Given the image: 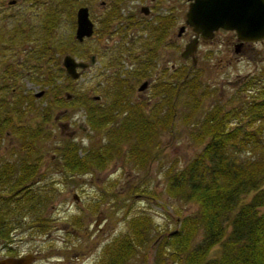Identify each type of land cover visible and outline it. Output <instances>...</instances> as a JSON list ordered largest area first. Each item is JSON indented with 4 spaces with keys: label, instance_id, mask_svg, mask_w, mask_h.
<instances>
[{
    "label": "trees",
    "instance_id": "obj_1",
    "mask_svg": "<svg viewBox=\"0 0 264 264\" xmlns=\"http://www.w3.org/2000/svg\"><path fill=\"white\" fill-rule=\"evenodd\" d=\"M75 1L52 0L39 15L38 28L16 23L3 29L0 26V43H6L2 45L4 50L26 42L35 43L21 61H33L27 68V71L31 69L29 78L44 88L40 99L44 105L35 111L34 124L23 122L17 104L12 106L6 96L0 97V146L5 131L18 137L15 160L0 158V239L10 238L12 229L20 226L24 211L36 214V207L40 209V204L45 201V195H39V189L31 184L38 180L36 176H41L38 171L42 162L39 146L52 136L44 125L55 119L56 110L65 115L68 108H80L87 132L100 133L90 139L86 147L67 137L51 144L52 160L59 164L65 175L100 170L117 159L144 168L155 155V140L164 131L159 129L170 123L171 116L176 113L174 96L176 98L185 86L188 100L184 105L188 111L183 114V120H192L189 138L199 145V149L182 167L172 164L167 167L163 181L169 197L192 203L196 208L179 216L175 229L158 233L154 238L147 237L150 228L147 217L130 218L127 232L104 245L99 264H122L149 242L154 243V264H264L262 70L243 81L241 91H250L253 96L241 107L223 109L214 104L199 117L196 112L209 92L198 91L196 81L184 68H177L174 83L158 84V89L167 95H161L160 100L149 105L130 99L133 84L127 81L128 76L125 80L119 74L109 75L101 88L107 97L103 104L101 95H90L88 91L72 86L76 79L70 78L61 66L64 54L77 59H87L90 55V50L85 47L86 39L79 42L73 32L62 35L56 31L60 21L58 8L61 7L73 24L71 13ZM29 4L31 7L44 6L35 0ZM9 70L10 66L6 68ZM10 73L11 81L2 80L0 88L20 105L23 101L31 105L34 97L17 89L14 82L18 74L12 68ZM129 75L133 80L144 76L137 69ZM84 127L80 129L84 130ZM245 196H249L248 200H243ZM96 204L91 207L95 208ZM20 210L23 212L18 213ZM39 214L31 221L43 231L46 223ZM73 223L80 225L78 218ZM216 244L219 247L217 255L208 257L209 250ZM141 253L144 258V252Z\"/></svg>",
    "mask_w": 264,
    "mask_h": 264
},
{
    "label": "rangeland",
    "instance_id": "obj_2",
    "mask_svg": "<svg viewBox=\"0 0 264 264\" xmlns=\"http://www.w3.org/2000/svg\"><path fill=\"white\" fill-rule=\"evenodd\" d=\"M30 1L14 0L13 3H8V0H0V6H2L0 8L1 28L10 27L13 23L31 24L38 28L39 15L43 9L49 7L50 3L52 4V0H44L46 2L43 4L44 6L35 4V7H31ZM92 6L95 7L91 12L96 15L97 6L95 3H92ZM75 7L76 5L71 13L73 24L70 23L72 22L71 18L65 17L61 7L58 8L57 14L60 19L56 28L58 33L64 35L67 32H73ZM227 34L229 33H217L211 42L200 44L195 55V63L188 71L196 81L198 91L205 89L209 92L208 96L202 100L196 117H199L203 111L214 104L220 105L223 109L241 107L244 101L253 96L252 92L240 89L245 78L255 75L261 70L264 73V38L249 43L245 49L238 53H233L228 46L222 45L228 38ZM118 41L121 40L119 38L111 39L109 51H104L100 60L98 59L96 63L86 68L83 73L80 72L79 77L75 82H72V86L81 91H88L90 95H101L100 98L104 104L107 97L102 92V85H105L109 75L119 74L123 79L128 76L127 81L133 84L130 97L132 100L143 98L144 101L155 103L160 100L161 95H167L165 91L159 90L158 86L151 85L153 83L151 78L147 93L145 91L141 95L136 90L141 79L133 80L129 73L130 68L135 67L137 59L132 55H127L123 49L116 53L120 48L117 46ZM101 42L107 43L108 41L102 40ZM84 43L85 47L90 50V48L98 46L100 42L95 43L94 40L88 38ZM5 44V42L0 43V83L2 80L11 81L10 71L12 68L18 74L14 86L24 95L34 97L39 91L43 93L44 88L29 78L31 69L29 68L27 71V68L33 64V61L31 59L32 62L22 63L21 61L25 59L35 43L26 42L17 48L11 46V49L4 50L2 45ZM180 50L177 47L172 54L158 52L155 56L157 65L153 66V69H158L164 74L163 71H168L170 65L176 69L191 67L189 59L180 57ZM136 55H140L138 50H136ZM110 56L117 57L118 61L109 63ZM82 60H86V58H82ZM163 64L165 66H161ZM8 66H10V70L6 71ZM153 73H156V70L149 71V77H152ZM262 80L264 79L262 78ZM154 93L156 94L153 96ZM3 95L7 96L8 93L5 89L0 88V97ZM186 96V87L183 86L176 98L174 96L173 104L176 113L171 116L170 123L159 129L164 131L159 135L157 141L155 140L156 146L153 151L155 155L150 157L151 160L144 168H137L124 160L117 159L109 162L100 170L65 175L59 164L52 161L51 144L58 143L67 137L78 142L82 147H86L90 139L98 137L100 133L87 132V127L83 126L84 116L80 108H68L65 110V115L61 114V110H56L55 119L44 125L48 131H51L52 136L46 143L39 146V153L42 157L41 178L31 184V187L39 189V195H45V201L40 204L41 207L39 206L40 209H38L40 211L36 210V214L33 211L23 212L20 210L18 212H23L21 214L23 217L20 218V226L11 231V245L14 247V253L34 255V260L30 264H93L96 259L99 260L104 244L127 232V222L130 218L142 215L149 219L148 238H154L158 233L175 229L178 225V217L191 213L196 208L192 203L169 197L164 190L163 181V172L167 167L171 164L174 167H182L199 149V145L189 138L192 120H183V114L188 111L184 105L188 100ZM41 97L32 100L31 105H27L28 103L20 105L13 98L14 103L22 112L23 122L34 124L33 121L37 116L35 111L44 105V102L40 100ZM53 117L54 115L51 116V118ZM81 127H84L82 128L84 130H81ZM17 146L18 137L7 132L0 148V158H5L10 149L15 150ZM45 161L48 162L45 163ZM248 198L249 196H245L243 200H248ZM95 202H97L96 207L92 208L91 205ZM37 214L44 220V224L50 225L47 232H45V227L43 231H40L35 226L36 223L31 221V218L35 219ZM76 216L81 219V227L72 231L75 239L74 237L66 238L65 228L62 230V226L65 225L66 228L70 226L71 220ZM68 229L72 234L71 229ZM5 241L0 239V246ZM75 241L77 242L75 243ZM218 248L217 244L212 246L208 257L216 256ZM1 250L0 258L8 254ZM141 252H144V258ZM154 256V243L149 242L138 254L122 264H154Z\"/></svg>",
    "mask_w": 264,
    "mask_h": 264
},
{
    "label": "flooded vegetation",
    "instance_id": "obj_3",
    "mask_svg": "<svg viewBox=\"0 0 264 264\" xmlns=\"http://www.w3.org/2000/svg\"><path fill=\"white\" fill-rule=\"evenodd\" d=\"M193 1L194 0H77L75 1L76 7L74 10V23L76 9L79 7H85L87 10L88 19L92 24V33L89 36V39L92 41L94 40L95 43L100 42L98 46L93 47V49L90 48V55L94 56L95 63L98 59L100 60L104 51H109L111 39L119 38L121 40L117 42V46L120 48L116 53H118L120 49H123V52H125L127 55H132L133 58L137 59L135 60V67L130 68V73L131 71H135L136 69L142 71V76L144 75V77L139 78V80L141 79L139 84L145 81V87L141 90H137L136 87V90L139 91V93L142 95V93L144 94L145 91L147 93L150 78L153 81L151 85L154 87L158 86V84H160L161 82H175V73L177 69L173 67V65L169 66L168 71H163L164 74L162 72H159L158 69H153V66L156 67L157 65L155 62V56L160 51L172 54V52L175 51V48L178 47L181 49L179 52V55L181 56V53L186 44H188L192 40H195L194 55H196L198 46L200 44L211 42L214 39V36L220 32H223L224 34L229 33L227 34L228 38H226L222 45L228 46L230 49H232L233 53H238L239 51L245 49V46L249 43L255 42L240 41L237 39L236 33L233 30L223 28H217L210 38L201 37L200 32L194 31L193 27L186 23V13ZM35 2L38 4L46 3L44 0H35ZM92 3H95L97 6V12H95L96 15L91 12V10L95 7L92 6ZM102 40L108 42L102 43ZM136 50L139 51L140 55H136ZM109 53H112L111 50ZM182 59H189L191 67L189 66V68H186V71H190L192 65H194L191 57L189 56ZM117 61V57L110 56V60L108 62L116 63ZM161 66H165V64ZM154 70H156V73H153V76L149 77V71L153 72ZM40 93L42 94L41 91ZM41 94L37 95L36 93L33 100L41 97ZM155 94L156 93H154L153 96ZM13 98L14 97H12L11 95L6 96V99H9L11 101L9 104L12 106L14 103ZM142 99L140 100L143 101V103L146 104L148 102L147 100L144 101ZM22 103L23 104L21 105L27 104L25 101H23ZM7 132L9 131H5V135L2 138V141L5 139ZM1 147L2 145L0 146V148ZM16 151L17 147L15 150L10 149L8 155L3 159L15 160ZM46 162L48 161H45V163ZM40 167L38 169L39 172ZM40 178L41 176H36V179ZM36 210L39 211L38 209ZM76 218H78V216H76ZM74 219L71 220V225L67 228L65 227V225L62 226V230L65 228L64 231L66 232V238L70 239L71 237H74L75 239V235L73 234V232L77 230V228L81 227V219L78 218L80 221V225L74 224ZM49 226L50 225L48 223L45 224V232L48 231ZM68 228L71 229L72 234L69 233ZM78 240L79 237L77 238V241ZM11 241L12 240L10 234V238L6 239L2 246H0V250L2 249V252L8 253L5 256H2L0 258V261L8 257H17L27 254H15L13 251L14 247L11 245ZM77 241H75V243ZM104 245L101 248V252L104 248ZM99 257V260L96 259L93 264L100 263L101 253ZM33 260L34 255L32 261ZM32 261H30L28 264H30Z\"/></svg>",
    "mask_w": 264,
    "mask_h": 264
},
{
    "label": "water",
    "instance_id": "obj_4",
    "mask_svg": "<svg viewBox=\"0 0 264 264\" xmlns=\"http://www.w3.org/2000/svg\"><path fill=\"white\" fill-rule=\"evenodd\" d=\"M14 0H8L13 3ZM186 23L193 30L200 32L203 38H210L217 28L233 30L240 41H259L264 38V0H194L187 13ZM92 33V24L87 16L85 7L75 11L74 37L81 41ZM195 40L184 47L181 56H190L195 63ZM94 63V56L90 55L87 61L76 60L65 54L61 58V65L71 78H77L79 70H83ZM79 69V70H78ZM146 82L139 84L138 90L145 87ZM39 92L37 95H40ZM68 97V96H67ZM30 253L2 259V264H28L32 261Z\"/></svg>",
    "mask_w": 264,
    "mask_h": 264
}]
</instances>
